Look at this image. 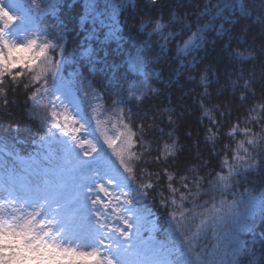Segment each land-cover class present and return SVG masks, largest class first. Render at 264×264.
I'll return each instance as SVG.
<instances>
[{"label": "snow or ice", "instance_id": "1", "mask_svg": "<svg viewBox=\"0 0 264 264\" xmlns=\"http://www.w3.org/2000/svg\"><path fill=\"white\" fill-rule=\"evenodd\" d=\"M193 3L197 9H202L198 12L195 24L188 18L187 10L183 15L177 12L178 8L185 7V0H124V3L119 5L84 0L85 14L80 20L84 22L91 18L92 23L102 26L106 21H110L106 25L108 31L105 39L119 40V10L123 8L129 14H136L134 9H144L145 11L140 13V22L136 24L140 31H145L146 25L154 23L153 31L148 32L149 37L155 32L168 42L173 38L177 41L176 55L172 57L175 62L172 69L174 83L169 89V94L179 92L182 97L195 100L204 116L224 107L222 104H213V100L224 97L231 103L229 93H239L236 101L238 106L249 103L250 98H258L259 103L252 104L248 109L244 126L241 127L238 122L232 125L228 132L232 137H246L245 142L239 144L243 155H229L231 159L238 160L246 171L264 173V0H260L261 11L255 16L248 0H217L216 3L208 0L207 4L202 3V6L201 0H193ZM39 7L38 0H0V97L6 99L2 87L5 81L16 91L22 89L25 99L36 102L43 112V115L38 110L35 112V118L47 127L45 136L40 137L41 141L52 136L53 129H58L63 136L70 137L76 147L84 149L89 145L91 150L83 151L81 159L80 153L73 152L72 145L64 140L60 141L55 154L49 153L41 159L10 154L8 163L0 162V169L4 173L0 175V264H172L166 258H156L160 251L154 249L150 241L143 239L139 226L135 228L134 239L130 218L121 214L120 200L115 192L110 191L113 181L98 182L88 174L87 161L97 148L92 140L82 135L89 133V126L78 118V115L82 114L88 117L90 122H95L96 130L100 132L119 167L134 181L137 177L131 161L142 159L135 149L137 146L143 149L147 137L154 136L155 130L159 128L155 114L151 122L140 121L138 134L134 133L129 123L135 127V121L119 107L120 101L113 99L111 105L119 109L115 113L116 124H113V127L119 125L123 131L118 130L115 136L107 135L101 128L102 121L97 108L91 107L93 101L99 107H104L105 90H97L91 82L85 86L84 77L79 71L68 72L67 77L65 76L63 65L66 62H75L76 54L67 52L61 37L42 39L32 29V10ZM68 7L79 10L80 5L69 3ZM225 11L238 15L232 17V22L227 27L221 24L217 36L222 40L227 37L230 42L234 35L233 26L243 23L236 39L241 46L251 49L250 51L230 49L228 42L223 43L222 51L214 56L208 51L209 41L205 30L209 24L201 25L199 18L211 15L215 19L223 16ZM249 25L259 28V43L255 42L256 37H252L249 42ZM193 26L196 31L181 43L180 33L187 34ZM166 28L172 30L162 31ZM162 47L167 48V44ZM29 50L37 52L31 61L11 59L13 56L20 57ZM85 54H90V50ZM65 56L67 59H57ZM137 64H142L139 57L136 64L130 66L135 70ZM140 75H144L142 68ZM75 76H80L79 87L73 79ZM189 82L199 91L184 92L183 89ZM140 85L137 91L131 88L128 90V102L134 100L143 104L149 95L160 91L153 87L147 78L140 81ZM112 93H119V90H113ZM49 95L55 99H49ZM85 98H90L88 103L91 112L85 107ZM177 102L179 103V100ZM160 111L167 116V127L170 129L167 132L171 141L167 146V155H177L178 141L173 137L184 126L180 118L186 116L187 110L181 105L179 110L165 106ZM219 115L222 117L224 113L220 112ZM220 123L219 119L210 118V126L205 130V134L211 137L212 133H218L217 126ZM249 125L258 126L259 132ZM183 130L186 136L193 135L191 125L183 127ZM159 131L163 133L164 129L159 128ZM69 155L75 161L70 168L65 164ZM163 156L165 153L162 152L157 159ZM209 156H213L211 151ZM205 166H211L209 160L203 162L201 169ZM225 167L227 174H224ZM164 175L168 181L167 189L172 194L180 191L174 186L176 179L167 168ZM240 175L239 167L230 165L225 159L220 171L209 173L208 177H205L202 171L200 174L189 172V175L181 176L180 183L185 191L179 195L180 204L172 213L173 218L179 213L178 227L183 225L181 221L187 219V211L196 216L194 209L198 207L197 201L202 195H207L209 191L215 192L217 188H220L223 194L233 187V178ZM156 178L160 179L158 175ZM205 184H210L211 187L205 190ZM140 187L155 190L157 185L141 181ZM96 194H102L103 200L96 198ZM163 202L169 203V199L164 198ZM124 203L128 201L125 200ZM170 203L177 205V200L172 199ZM188 203L192 205L191 209L187 207ZM220 203L223 205L226 202L221 200ZM97 206L104 209V212L93 211ZM213 208L215 209V204ZM216 211L218 212V209ZM260 211L264 216V201H261ZM220 220L222 218H217L214 223ZM254 222L250 219L236 228L230 235L224 255L219 258L218 264H264V254L257 256L247 248L246 240L241 238L245 233L254 232ZM203 223L202 221L201 224ZM185 242L189 244L190 249L195 247L187 236ZM130 252L136 256L134 261L128 259Z\"/></svg>", "mask_w": 264, "mask_h": 264}, {"label": "trees", "instance_id": "2", "mask_svg": "<svg viewBox=\"0 0 264 264\" xmlns=\"http://www.w3.org/2000/svg\"><path fill=\"white\" fill-rule=\"evenodd\" d=\"M98 2L119 5L124 3V0H98ZM207 2L208 0H201V6L202 3L207 4ZM216 2L217 0H212V3ZM38 3L40 7L32 10L37 35H40L42 39H53L59 36L66 45L67 52H75L76 54L75 62H66L63 65L65 76L67 77L68 72L79 71L84 77L85 86L91 82L97 90H105L106 102L104 107H99L95 101L92 102L91 107L97 108V113L102 121L101 128L107 135L115 136L118 130L123 131L119 125L116 128L113 127V124H116L115 113L119 110L111 105L110 102L113 99L120 101L119 107L123 108L135 121V127L129 123V127L134 133L138 134L140 121L151 122L154 114L159 128L164 129V132L161 133L157 128L155 135L147 137L148 139L144 141L143 149L139 146L135 149L137 155L142 159L131 161L134 174L137 177L133 181L119 167L118 161L104 143L100 132L96 130L95 122H90L85 116L92 132L99 141L100 150L98 154L122 174L133 196L138 193L145 195L146 201L140 204L139 208L144 213L152 214L156 225L155 238L171 249L177 250L178 255H174L170 259L172 264H218L219 258L224 255V248L228 244L230 235L238 226L250 219L255 221V230L252 233L243 234L241 238L246 240L247 248L257 256L264 254V216L260 211L261 201H264V173L257 174L254 171H246L240 166L238 160L231 159L229 153L232 156L243 155V149L239 147V144L244 143L246 137L228 135L232 125L239 122L241 127L244 126L248 109L252 104H258L259 99L250 98L249 103L238 106L236 101L239 98V93H229L231 103L224 97L213 100V104H222L224 107L204 116L200 113L199 105L195 100L182 97L179 92L169 94V89L174 83L172 69L175 62L172 57L176 55L177 41L173 38L168 42L163 36L155 32L149 37L148 32L153 31L154 23L146 25L145 31H140L136 24L140 22L142 18L140 13L145 11L144 9H134L133 11H137L136 14H129L123 8L119 10L118 22L121 29L119 33L121 39L116 40L105 39V34L108 31L106 25L110 21H106L104 26L92 23L91 18L81 22L80 17L85 14L84 0H38ZM69 3L79 4V10L68 7ZM185 3V7L178 8L177 12L183 15L184 11L187 10L188 18L195 24L198 12L202 9H197L193 0H185ZM248 3L253 8L254 16L261 11L260 0H248ZM234 15H238V13L225 11L223 16H218L215 19L211 15L199 18L201 25L209 24L205 32L209 41L208 51L213 56L222 51L221 45L223 43L228 42L227 37L222 40L217 36V30L221 24H224L225 27L231 24ZM225 17L229 18L225 19ZM242 27L243 23L233 26V39L228 43L230 49L239 48L240 51L246 52L251 49L241 46L236 39V34ZM249 27V42H251L252 37H256L255 42L259 43L261 38L259 28L251 25ZM171 30L166 28L162 31ZM177 31L179 32V29ZM195 31L196 27L193 26L187 34L180 33L182 37L180 42L189 39ZM213 41H215L214 44ZM165 44H167V48L162 47ZM87 50H90V54H85ZM36 55L37 52L31 50L26 62L31 61L32 57ZM138 57L142 60V64H137L136 69L141 70L142 68L144 75L141 76L134 74L130 66L136 64ZM57 59H67V57H57ZM141 78H147L149 83L160 91L157 94L149 95L143 104L134 100L128 102V90L131 88L133 91H137L135 83ZM73 79L76 81V86L79 87L80 76H75ZM2 87L6 99L0 97V162L8 163L10 154L12 156L18 154L21 157L31 155L40 159V147L45 142L41 141L40 137L45 136L47 127H44L40 120L35 118V112L38 110L43 115L42 110L39 109L36 102L25 99V93L22 89L16 91L10 88L7 81ZM116 89L119 90V93L113 94L112 91ZM183 91L195 92L199 89H195V86L189 82ZM258 95L257 93V97ZM49 99H51L50 95ZM89 99L85 98V107L91 112ZM181 105H183V109L187 110L186 116L180 118L184 122V126L173 137L178 141L179 152L177 155L168 156L169 149L167 146L170 145L171 141L167 132L170 129L167 127V116L161 114L160 110L164 109L165 106L179 110ZM220 112H223L224 116L221 117ZM210 118L221 121L220 125L217 126L218 133H212L211 137L205 134V130L210 126ZM188 125H191L193 132L191 137L186 136L183 130V127ZM253 127L259 132L258 126ZM53 135L55 134L53 133ZM119 146L120 142L118 141L117 147L119 148ZM58 147V144H53L54 154ZM245 147H247L246 144ZM2 150L6 154H3ZM210 151L212 157L209 156ZM162 152L165 153V156L158 160L157 157ZM225 159L230 165H237L241 172L240 176L233 178V187H230L223 194H221V189L217 188L215 192L209 191L207 195H202L197 201L198 207L194 209L196 216H193L191 211H187V219L181 221L183 225L178 227L179 213H176V218H173L172 213L174 208L180 204L179 195L185 191L181 186L180 177L189 175V172L200 174L201 171L205 177H208L209 173L220 171L222 161ZM205 160H209L211 166H205L201 169ZM74 163V158H70L69 167H72ZM9 166L11 165L9 164ZM165 168L176 179L174 186L180 190L176 194H172L167 189L168 181L164 175ZM224 174H227L226 167ZM157 175L160 179L156 178ZM141 181L153 183L157 187L155 190L142 189L140 187ZM210 187V184L204 185L205 190ZM164 198H168L169 203L163 202ZM172 199L177 200V205H171ZM221 200L226 203L221 205ZM205 201L208 203L205 204ZM213 204H215V209ZM230 204L233 206L229 207ZM187 207L191 209L192 205L188 203ZM217 218H222V220L214 223ZM202 221L203 224H201ZM185 236L195 245L194 248L190 249L189 244L185 242Z\"/></svg>", "mask_w": 264, "mask_h": 264}, {"label": "rangeland", "instance_id": "3", "mask_svg": "<svg viewBox=\"0 0 264 264\" xmlns=\"http://www.w3.org/2000/svg\"><path fill=\"white\" fill-rule=\"evenodd\" d=\"M31 27L34 31H36V24L33 18ZM31 50L27 51L26 53H22L20 57L13 56L11 57L12 60L16 59H22L25 62L29 59V53ZM132 68V67H131ZM133 70V68H132ZM134 74L137 76L140 75V70H133ZM144 79L137 80L135 85L137 86V89L141 87L140 81H143ZM51 99H55L53 96H51ZM56 103H60V101H56ZM66 103V102H65ZM78 118L81 119L82 122L88 124L89 122L86 120L85 116L82 114L78 115ZM53 133L55 135L51 136L47 140H45L44 144L40 147L41 151L39 154V158L41 159L44 155H47L49 153L54 154L53 150V144H60V141L67 140V142L72 145L73 152L80 153L81 159H83V151H90L91 147L89 145H86L84 149H80L74 145V143L71 141L70 137L63 136L58 129H53ZM84 138H87L89 140H92V142L95 144L97 151L91 155V157L87 161V172L90 176L93 177L95 181L98 182H107L108 180L113 181V186L110 187V191H113L117 194L120 204L119 207L122 209V215L129 217L130 222L133 225V237L135 236V228L136 226L140 227V235L143 237L145 241H150L154 249H158L160 251L159 254H157V259L164 260L165 258L169 260L170 255H173L174 252L167 248L164 244L157 241L154 237L156 226L154 224V220L152 219L151 214L144 213L140 210L139 205L145 202L146 198L144 194H136L134 197L130 194L128 186L126 181L124 180L123 176L118 172L115 168H113L111 165H109L102 157L98 154L100 150V144L97 138L95 137L94 133L92 132L90 126H89V133L82 134ZM3 154H6L2 150ZM31 156V155H28ZM26 158V157H25ZM70 158H73L71 155H69L66 158L65 164L66 167H69L70 164ZM70 168V167H69ZM3 170L0 169V175H3ZM118 186V187H115ZM94 191V189H93ZM96 198H99L103 200L102 194H96ZM127 200L128 203H124V201ZM93 211H100L104 212V209L99 208L98 206L93 209ZM117 223H119L117 221ZM121 227H123L121 225ZM135 239V237H134ZM128 259L130 261H134L136 259V256L134 253L130 252Z\"/></svg>", "mask_w": 264, "mask_h": 264}]
</instances>
